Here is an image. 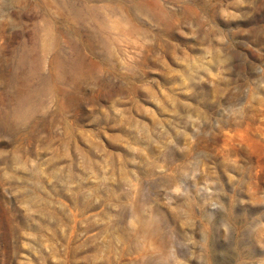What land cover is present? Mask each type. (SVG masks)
Masks as SVG:
<instances>
[{
    "label": "rangeland",
    "instance_id": "1",
    "mask_svg": "<svg viewBox=\"0 0 264 264\" xmlns=\"http://www.w3.org/2000/svg\"><path fill=\"white\" fill-rule=\"evenodd\" d=\"M0 264H264V0H0Z\"/></svg>",
    "mask_w": 264,
    "mask_h": 264
}]
</instances>
